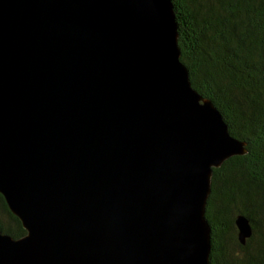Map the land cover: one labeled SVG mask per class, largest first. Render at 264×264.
<instances>
[{
	"label": "water",
	"instance_id": "1",
	"mask_svg": "<svg viewBox=\"0 0 264 264\" xmlns=\"http://www.w3.org/2000/svg\"><path fill=\"white\" fill-rule=\"evenodd\" d=\"M246 153L171 0H0V195L25 231L0 264H210L212 172Z\"/></svg>",
	"mask_w": 264,
	"mask_h": 264
},
{
	"label": "trees",
	"instance_id": "2",
	"mask_svg": "<svg viewBox=\"0 0 264 264\" xmlns=\"http://www.w3.org/2000/svg\"><path fill=\"white\" fill-rule=\"evenodd\" d=\"M180 61L191 87L210 100L247 153L213 169L205 218L210 264H264V0H171ZM251 236L241 245L234 220ZM0 232L25 234L0 195Z\"/></svg>",
	"mask_w": 264,
	"mask_h": 264
},
{
	"label": "rangeland",
	"instance_id": "3",
	"mask_svg": "<svg viewBox=\"0 0 264 264\" xmlns=\"http://www.w3.org/2000/svg\"><path fill=\"white\" fill-rule=\"evenodd\" d=\"M226 124V123H225Z\"/></svg>",
	"mask_w": 264,
	"mask_h": 264
}]
</instances>
